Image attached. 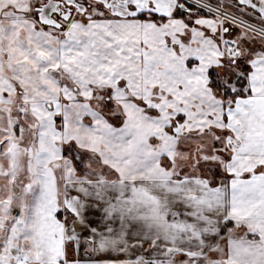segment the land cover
<instances>
[{"label":"snow or ice","instance_id":"1","mask_svg":"<svg viewBox=\"0 0 264 264\" xmlns=\"http://www.w3.org/2000/svg\"><path fill=\"white\" fill-rule=\"evenodd\" d=\"M0 264H264V0H0Z\"/></svg>","mask_w":264,"mask_h":264}]
</instances>
